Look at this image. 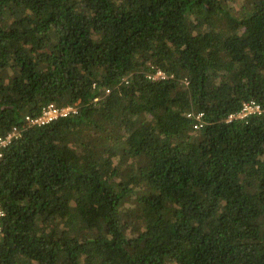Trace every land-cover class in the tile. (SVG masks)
<instances>
[{"label":"trees","instance_id":"16d2710c","mask_svg":"<svg viewBox=\"0 0 264 264\" xmlns=\"http://www.w3.org/2000/svg\"><path fill=\"white\" fill-rule=\"evenodd\" d=\"M249 102L264 0H0V264H264Z\"/></svg>","mask_w":264,"mask_h":264},{"label":"built area","instance_id":"2783aa9c","mask_svg":"<svg viewBox=\"0 0 264 264\" xmlns=\"http://www.w3.org/2000/svg\"><path fill=\"white\" fill-rule=\"evenodd\" d=\"M73 111L72 108H66V109H55L52 105H49L45 109H43L41 115L36 119H30L29 117H26L25 120L30 125H44L47 124L58 117H62L67 115L69 112ZM250 114H257L258 116H264V110H262L258 105H256L254 102H249L243 105V108L241 109L240 113L236 115H231L228 118V121L232 120L233 118H240L245 119ZM19 132L16 129H13L7 136L0 138V157L2 155V150H4L11 142L12 140L19 137ZM4 216V213L0 210V221L2 217ZM1 231V227H0Z\"/></svg>","mask_w":264,"mask_h":264}]
</instances>
